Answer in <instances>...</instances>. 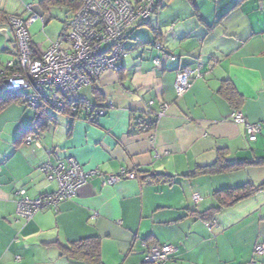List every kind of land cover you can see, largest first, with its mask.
<instances>
[{"label": "crops", "instance_id": "obj_1", "mask_svg": "<svg viewBox=\"0 0 264 264\" xmlns=\"http://www.w3.org/2000/svg\"><path fill=\"white\" fill-rule=\"evenodd\" d=\"M158 9L141 24L151 36L130 33L127 47L134 53L121 68L77 90L106 107L105 115L46 108L35 121V110L19 108L11 119L10 109L0 110V264H91L67 248L91 236L98 238L101 264H150L143 260L144 241L174 248L166 264H264V254L254 255L257 243L264 246V188L217 212L209 209L220 188L264 182V0H160ZM50 10L43 12L39 0H0V51L12 52L8 16L36 12L46 24ZM156 40L164 52L156 51ZM12 53L13 59L0 54V72L16 60ZM197 66L202 76L178 95L177 71ZM226 79L241 97L238 110L262 123L254 140L229 117L234 105L220 92ZM22 132H34V141L25 143ZM220 149L227 162L242 163L191 174L213 164ZM67 156L95 172L56 210L24 221L16 213V191L30 198L55 191V180L40 166ZM121 170L136 178L106 181ZM193 192L202 197L198 203Z\"/></svg>", "mask_w": 264, "mask_h": 264}, {"label": "built area", "instance_id": "obj_2", "mask_svg": "<svg viewBox=\"0 0 264 264\" xmlns=\"http://www.w3.org/2000/svg\"><path fill=\"white\" fill-rule=\"evenodd\" d=\"M157 0H83L74 15L67 19L58 38L41 50L32 44L28 26L38 17L36 12L26 16L14 14L8 16L13 31L12 47L16 52L15 69L5 77L4 90L24 92L26 104L36 109L40 104L72 114L85 110L90 117L103 116L106 107L96 106L84 96L76 95L82 86L90 84L108 70H118L127 55L125 35L138 22L149 19L155 10ZM157 51L163 46L157 41ZM170 59H174L170 56ZM159 65L158 57L153 59ZM13 62L10 66H12ZM198 66L181 68L177 71L174 89L178 95L190 87L192 77H200ZM66 96L70 100L66 99ZM46 105V106H47ZM167 105L163 104L158 115H162ZM230 119L244 125L245 133L254 140L262 129L261 122H250L238 109L231 112ZM141 120L139 119L138 122ZM34 137L26 135L24 142L29 144ZM47 179L55 180L57 188L36 198H30L23 189L16 192V213L29 220L36 212L44 208L56 210L59 202L76 196L77 189L84 184L95 171L84 170L73 157L67 156L55 164L45 162L40 166ZM134 179L136 174L121 170L116 174H107L106 181L116 182L120 179ZM192 200L198 203L200 194L193 192ZM143 260L150 264H166L170 259L173 247L170 244L147 243L144 241ZM264 246L257 243L254 255H263ZM253 263V261H252Z\"/></svg>", "mask_w": 264, "mask_h": 264}, {"label": "trees", "instance_id": "obj_3", "mask_svg": "<svg viewBox=\"0 0 264 264\" xmlns=\"http://www.w3.org/2000/svg\"><path fill=\"white\" fill-rule=\"evenodd\" d=\"M82 1L83 0H39V5L42 8L43 12H47L49 10V8L52 6L62 8L63 10H65L64 11L65 17L71 18L74 15V13L77 11V9L80 7ZM159 3H160V0H157L156 5H155V9H158ZM146 22H148V19L143 20L141 22H138L136 24V26L144 24ZM130 33H131V30L128 31L125 35L126 47H127V40L130 36ZM32 44H33V42H32ZM153 44H155V42ZM127 49H128V47H127ZM162 50H163V52L165 51L164 47L162 48ZM166 53H168L169 59H170V56L174 57V59H170V60H176L175 55L170 54V52H168V51H166ZM16 64H17V60L13 61L12 66H8V68H6L2 72H0V110L3 109L12 100V98H15L18 101L21 100V102L24 103V101L22 100V93L21 92L15 93V92H11L10 90H4L5 77L10 71L15 69ZM93 81H95V80H93ZM220 92L228 100V102L231 105H234L231 112L238 109L237 102H239L238 100H240L241 97L237 93L236 89L234 88V85L232 84V82L230 80H227V79L223 80L221 87H220ZM66 99L70 100V98L68 96H66ZM96 106H99V105H96ZM99 107H101V106H99ZM46 108L47 107L45 104H40L35 109V111H36L35 121H38L40 111L44 110ZM63 112L68 113L70 115H74V114L70 113V111H68L67 109H65ZM231 112H230V114H231ZM87 116L90 117V115H87ZM93 117L95 118L98 116L94 115ZM24 134H25V132L21 133V135H24ZM247 139L250 140L248 138V136H247ZM260 162L264 163V159H263V161H260ZM240 163H242V161L231 162V163L227 162L225 160L224 150L220 149L217 153V158L213 164L197 166L191 174L197 175V174L211 172V171H222V169H226L228 167H236ZM150 176L151 177L153 176L155 178H163L164 180H166L168 182H171L173 179L171 176H163V175H155V174L150 175ZM262 188H264V182L262 184H260L259 186H253V185L246 183V184H241V185H238L235 187L220 188L214 192V197L217 201V205L214 207H211L209 209L213 210L212 213L217 212L224 207L232 205L233 203H235L236 201H238L242 198H245V197L252 195L253 193L257 192L258 190H261ZM98 245H99L98 238L91 236V237H85V238H81L79 240L73 241V242H71L70 246L67 248L69 249V251H71L72 256L75 258H78L81 260L83 259L85 262H90L91 264H101L100 258H99Z\"/></svg>", "mask_w": 264, "mask_h": 264}, {"label": "rangeland", "instance_id": "obj_4", "mask_svg": "<svg viewBox=\"0 0 264 264\" xmlns=\"http://www.w3.org/2000/svg\"><path fill=\"white\" fill-rule=\"evenodd\" d=\"M185 2H187V1H185ZM158 10L159 9H157V11H156V9H155L154 12L151 14L150 17L155 16L157 14ZM50 13H51V15L53 17L46 24H45V22H43V18L38 17L35 21H33L28 26V31L30 33V36H31L32 40L35 43L39 44V47H40L41 50H45L50 45V43L53 40L57 39L58 35L61 33V31H62V29L64 27V24H65L64 22L67 20V19L65 21L63 20L65 18V15L63 14V12L61 10H59L58 7H53L52 6L51 7V10H50ZM148 27H149V25H140V26L137 25L135 27H132L130 30L132 31L131 33H133L134 31H138V33H140L141 35L144 34L146 36L147 35L148 36L149 35L151 36L152 32H151L150 28H148ZM149 30H150V32H149ZM170 31H171L170 28L167 29L164 32L163 36H165V34H167V35L170 34ZM9 33H10L9 37L12 40L13 39V36H14L12 29L9 31ZM157 41L162 45V41L156 40L155 43H157ZM153 46L155 48V45H153ZM7 47L10 48L12 50V52H15V50L12 48V42L11 41L7 42ZM2 48H3V46L1 47V49ZM6 52L7 51H3V52L0 51V54L2 53V56L5 57V58L6 57H10L11 59H13V57H14L13 53L11 52V54H9V53H6ZM132 52L134 53V51H132ZM132 52H129V50H127V54L132 53ZM157 52H159V51H157ZM175 55H176V53H175ZM15 104H18L19 107L17 105H15ZM46 107L49 108V109H51L52 111H56L54 108L50 107L49 105H47ZM19 108H21V109H27V110H34V109H32V107H29L27 104L22 103L21 100L18 101L15 98H12V100L6 105V108H5V109H10V112L8 113L7 116H9L10 119L12 117H14V114H15L16 110H18V113H19ZM4 110H2V111H4ZM56 112L58 114H61L58 110ZM1 134L2 133H0V136H1ZM24 135L25 136L26 135H31L32 137H36V135L34 134V132H28V133H25ZM25 136H23V140H24V137ZM3 137H2V139H3ZM39 138L42 139L41 136ZM1 148H3V143L2 142H0V149ZM56 188H57V184H56ZM47 209L54 210L53 208H47ZM22 219L24 221H26V219H24V218H22Z\"/></svg>", "mask_w": 264, "mask_h": 264}, {"label": "bare ground", "instance_id": "obj_5", "mask_svg": "<svg viewBox=\"0 0 264 264\" xmlns=\"http://www.w3.org/2000/svg\"><path fill=\"white\" fill-rule=\"evenodd\" d=\"M11 92H15V93H17V92H20V91H16V90H12ZM22 94H24V92L22 91L21 92ZM22 100L24 101V103L26 104V102H25V100H24V98H23V95H22Z\"/></svg>", "mask_w": 264, "mask_h": 264}]
</instances>
